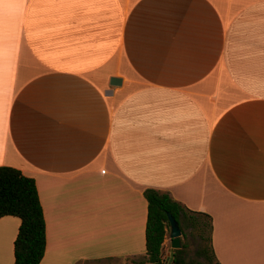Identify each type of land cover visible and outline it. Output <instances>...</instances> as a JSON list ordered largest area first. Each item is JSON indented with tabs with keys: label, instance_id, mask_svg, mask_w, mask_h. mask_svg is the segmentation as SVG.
Here are the masks:
<instances>
[{
	"label": "crops",
	"instance_id": "crops-1",
	"mask_svg": "<svg viewBox=\"0 0 264 264\" xmlns=\"http://www.w3.org/2000/svg\"><path fill=\"white\" fill-rule=\"evenodd\" d=\"M2 166L35 181L39 264L144 256L146 189L264 264V0H0Z\"/></svg>",
	"mask_w": 264,
	"mask_h": 264
},
{
	"label": "trees",
	"instance_id": "trees-1",
	"mask_svg": "<svg viewBox=\"0 0 264 264\" xmlns=\"http://www.w3.org/2000/svg\"><path fill=\"white\" fill-rule=\"evenodd\" d=\"M147 202L145 229V255L142 264H163V242L169 234L167 213L178 222L185 237V228L194 227L198 237L206 241L197 255L203 264H219L211 246V220L201 213L193 212L173 200L169 194L155 189L143 193ZM13 216L20 220L14 241L15 264H39L46 247L45 221L34 179L11 167H0V219ZM203 220V221H202ZM206 233H204V232ZM205 235H204V234ZM185 243L175 250V259L182 264Z\"/></svg>",
	"mask_w": 264,
	"mask_h": 264
},
{
	"label": "rangeland",
	"instance_id": "rangeland-1",
	"mask_svg": "<svg viewBox=\"0 0 264 264\" xmlns=\"http://www.w3.org/2000/svg\"><path fill=\"white\" fill-rule=\"evenodd\" d=\"M197 232L198 230H196L194 227L185 228L186 236L181 237L182 242H184L186 245L184 249V253L181 256L182 264H203L204 262L203 258L197 255V251L199 248L206 245V241L200 239L197 235L198 234ZM141 258L142 257H137L135 259H127V260H103V261L91 262V263L86 262L83 264H142Z\"/></svg>",
	"mask_w": 264,
	"mask_h": 264
},
{
	"label": "water",
	"instance_id": "water-1",
	"mask_svg": "<svg viewBox=\"0 0 264 264\" xmlns=\"http://www.w3.org/2000/svg\"><path fill=\"white\" fill-rule=\"evenodd\" d=\"M110 83L111 85L115 86L120 83V80L118 78L113 77L111 78ZM167 219L170 225V230H169L170 249H169V254L162 258V262L163 264H179L178 260L175 259V250L181 248L182 232L178 222L170 213H167Z\"/></svg>",
	"mask_w": 264,
	"mask_h": 264
}]
</instances>
